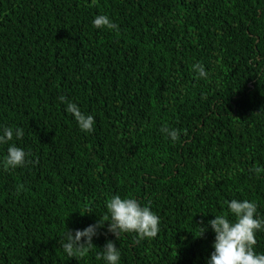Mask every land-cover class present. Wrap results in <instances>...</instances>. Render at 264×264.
I'll use <instances>...</instances> for the list:
<instances>
[{
	"label": "trees",
	"instance_id": "trees-1",
	"mask_svg": "<svg viewBox=\"0 0 264 264\" xmlns=\"http://www.w3.org/2000/svg\"><path fill=\"white\" fill-rule=\"evenodd\" d=\"M98 15L119 30L94 27ZM8 127L24 136L0 144V264H106L109 240L119 264H208V222L234 220L231 200L264 219L253 171L264 168V0H0V135ZM12 144L32 163L6 170ZM116 195L150 207L158 235L117 239L105 222L86 256L69 257L68 231L110 220ZM256 239L264 254V231Z\"/></svg>",
	"mask_w": 264,
	"mask_h": 264
},
{
	"label": "clouds",
	"instance_id": "clouds-1",
	"mask_svg": "<svg viewBox=\"0 0 264 264\" xmlns=\"http://www.w3.org/2000/svg\"><path fill=\"white\" fill-rule=\"evenodd\" d=\"M93 25L97 29L119 30V26L106 15L96 16ZM193 67L201 78H207L208 73L202 64H195ZM59 99L66 103V111L74 115L82 131H94L95 119L92 115L82 113L77 104L68 102L64 96ZM161 131L171 137L173 142L180 139L179 130L164 127ZM14 136L16 139H22L24 136L23 129L17 128L14 131L10 127L4 128L3 134L0 135V144L12 141ZM29 155L30 153H26L22 148L12 144L8 147V154L4 160L5 169L24 167L26 163H32V161L27 160ZM253 171L259 176L264 173V168L256 167ZM20 190V188L17 189L18 192ZM228 207L234 220H230L228 215H215V219L208 222L215 232L214 251L208 264H264V254H257L255 251L256 233L264 231V219L257 218V205L248 200L233 199L229 202ZM107 209L110 213V220L108 217H104L84 230H76L74 234L71 230L68 231L66 242H63L61 247L69 257L78 259L86 256L94 245L93 237L98 235V229L102 228L105 222L108 223V232L114 234L117 239L122 233L133 232L138 234L141 240L154 239L160 231L159 216L150 207L142 206L134 198L113 196L107 202ZM88 213L92 212L89 211ZM202 229H204V233L206 228ZM101 256L106 264H119L120 252L111 240L105 244L103 252L98 254L97 258L99 259Z\"/></svg>",
	"mask_w": 264,
	"mask_h": 264
}]
</instances>
